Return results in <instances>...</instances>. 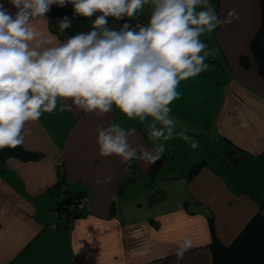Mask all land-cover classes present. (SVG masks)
I'll use <instances>...</instances> for the list:
<instances>
[{
	"label": "crops",
	"instance_id": "0c3cea01",
	"mask_svg": "<svg viewBox=\"0 0 264 264\" xmlns=\"http://www.w3.org/2000/svg\"><path fill=\"white\" fill-rule=\"evenodd\" d=\"M210 3L220 20L232 9L239 18L201 35L215 55L206 58L207 71L180 81L169 105L174 132L187 128L205 154L193 156L179 137L152 140L146 122L115 106L101 114L72 104L61 112L58 98L56 110L26 123L21 145L0 149V264H213V235L229 245L264 210V77L251 48L261 0ZM0 4L15 12L8 0ZM150 11L141 13L147 22ZM46 18L36 21L40 30L64 41L70 32ZM81 18V32L89 31L95 16ZM112 123L134 130L132 147L164 144L161 159L101 156L96 129ZM81 192L91 201L75 218L64 208ZM185 237L193 246L178 260Z\"/></svg>",
	"mask_w": 264,
	"mask_h": 264
},
{
	"label": "clouds",
	"instance_id": "9594fccd",
	"mask_svg": "<svg viewBox=\"0 0 264 264\" xmlns=\"http://www.w3.org/2000/svg\"><path fill=\"white\" fill-rule=\"evenodd\" d=\"M8 2L15 12L0 4V149L21 145L30 132L26 123L56 110L58 98L65 101L61 112L70 111L72 104L101 114L115 106L129 119L146 122L154 141L179 137L193 149L199 147L187 128L174 132L176 121L169 105L180 95V81L207 71L205 60L215 55L201 35L237 20L234 9L220 20L210 0ZM68 3L81 17L95 16L89 31L60 41L40 30L36 21L47 20L52 5ZM145 6L151 8L146 25L134 27L125 20H135ZM109 17L125 22L118 29L109 27ZM57 24L64 33L71 20L64 16ZM133 131L118 123L98 127L99 154L116 155L125 162L139 159L154 164L161 159L165 145L158 144L151 151L132 147L129 135ZM110 179L106 177L105 182ZM192 246L191 238L185 237L175 249L177 259Z\"/></svg>",
	"mask_w": 264,
	"mask_h": 264
},
{
	"label": "trees",
	"instance_id": "16d2710c",
	"mask_svg": "<svg viewBox=\"0 0 264 264\" xmlns=\"http://www.w3.org/2000/svg\"><path fill=\"white\" fill-rule=\"evenodd\" d=\"M49 14L56 28H59L57 22L64 16L70 18L71 27L65 30L70 32L69 36L81 32L84 28L83 25H85V23L83 19L81 16L74 13L73 6L70 3L64 7L52 5ZM137 16L148 23L143 14L138 13ZM261 21V27L252 40L251 48L258 62L260 72L264 77V0H261ZM241 60L244 66L250 65V58L248 56L242 55ZM64 210L68 214L72 213L75 218L83 215L81 212L82 210L77 208L73 211H68L67 205ZM210 222L213 226V216H211ZM213 237L214 240L211 243L213 264H264L263 209L249 220L247 225L231 244H224L215 234Z\"/></svg>",
	"mask_w": 264,
	"mask_h": 264
},
{
	"label": "built area",
	"instance_id": "2783aa9c",
	"mask_svg": "<svg viewBox=\"0 0 264 264\" xmlns=\"http://www.w3.org/2000/svg\"><path fill=\"white\" fill-rule=\"evenodd\" d=\"M115 23H116V28L118 29L120 27V25L122 23H124L125 21L124 20H116L115 18H113ZM125 20H127L128 22H130L134 27L137 25H146L147 23L142 20V18H140L139 16H137L135 18V20H129L128 18H125ZM90 197L89 195H86L84 193H81V194H77V195H74V196H70L68 198V210L69 211H73L75 210L76 208L77 209H83L85 206L89 205L90 204ZM72 224V223H71Z\"/></svg>",
	"mask_w": 264,
	"mask_h": 264
},
{
	"label": "rangeland",
	"instance_id": "374dc122",
	"mask_svg": "<svg viewBox=\"0 0 264 264\" xmlns=\"http://www.w3.org/2000/svg\"><path fill=\"white\" fill-rule=\"evenodd\" d=\"M202 136H200V138H201ZM206 137V140H207V136H205ZM199 138V139H200ZM200 141L202 142V140L200 139ZM208 145V144H207ZM204 146H205V148H204ZM204 146H202V148L199 146V147H197V148H195V149H193V151H192V155L193 156H196L197 154H200V153H202L203 155L205 154V152H206V150H207V146L206 145H204ZM229 156V155H228ZM202 158H203V156H201V160H202ZM204 159V158H203ZM63 195H65V194H63ZM63 199H65V197H60V201H63ZM66 201V200H65Z\"/></svg>",
	"mask_w": 264,
	"mask_h": 264
}]
</instances>
